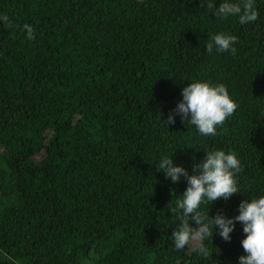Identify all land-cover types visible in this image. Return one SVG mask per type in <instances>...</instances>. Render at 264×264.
I'll return each instance as SVG.
<instances>
[{
  "label": "trees",
  "instance_id": "obj_1",
  "mask_svg": "<svg viewBox=\"0 0 264 264\" xmlns=\"http://www.w3.org/2000/svg\"><path fill=\"white\" fill-rule=\"evenodd\" d=\"M209 2L243 0H0L11 21L0 20V264H239L247 255L239 222L230 241L218 229L203 241L209 258L197 242L176 250L170 209L188 184L156 167L169 157L198 175L205 152H234L240 193L202 204L210 218L232 219L242 201L264 196V0L244 25ZM220 33L238 38L235 54L207 51ZM193 82L223 84L238 105L215 136L175 113Z\"/></svg>",
  "mask_w": 264,
  "mask_h": 264
},
{
  "label": "clouds",
  "instance_id": "obj_2",
  "mask_svg": "<svg viewBox=\"0 0 264 264\" xmlns=\"http://www.w3.org/2000/svg\"><path fill=\"white\" fill-rule=\"evenodd\" d=\"M207 8L212 9L215 16L224 19L238 16L241 25L254 22L258 18L254 0H243L242 5L223 2L219 8L209 2ZM0 20L11 26L7 15L0 17ZM24 30L28 34L27 39H35L34 28L25 24ZM237 42L236 36L220 33L211 37L206 49L211 53L215 46L218 52L235 54L236 48L233 45ZM182 96L183 100L177 105L175 113L182 116L183 122L188 121L194 125L202 136H215L217 127L223 126L238 108L223 84L212 86L208 82H193L182 90ZM165 123L174 124V115L170 114ZM205 153V160L194 167V171L199 172L198 175H189L182 166H174L173 159L169 157H163L156 166L173 183H179L181 177H184L188 184L186 191L176 200V206L170 209L177 213L179 221L171 236L175 249L183 250L191 242H197L195 250L204 258H209L212 253L203 241L210 239L212 242L217 229L223 240L230 241V233L234 231L235 223L239 222L246 235L241 244L247 254L239 258V264H264V196L242 201L239 215L232 219L221 214L210 218V208L207 214L202 213V204L211 205L217 200H228L234 194L240 193L236 176L241 171V164L236 154L221 150ZM190 221H194L197 227H191Z\"/></svg>",
  "mask_w": 264,
  "mask_h": 264
},
{
  "label": "rangeland",
  "instance_id": "obj_3",
  "mask_svg": "<svg viewBox=\"0 0 264 264\" xmlns=\"http://www.w3.org/2000/svg\"><path fill=\"white\" fill-rule=\"evenodd\" d=\"M41 158H42V155H40V154L36 156L37 160H40Z\"/></svg>",
  "mask_w": 264,
  "mask_h": 264
}]
</instances>
